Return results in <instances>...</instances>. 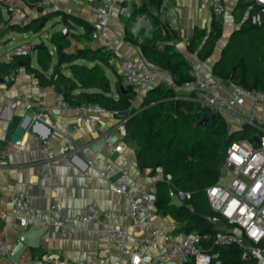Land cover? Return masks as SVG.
Here are the masks:
<instances>
[{
    "label": "built area",
    "instance_id": "built-area-1",
    "mask_svg": "<svg viewBox=\"0 0 264 264\" xmlns=\"http://www.w3.org/2000/svg\"><path fill=\"white\" fill-rule=\"evenodd\" d=\"M21 0H3L4 11L14 22H19L22 9L17 5ZM73 4L83 1L95 14L91 23L89 38L83 46L90 50H101L109 56V61H118L119 77L125 85H130L135 93H141L154 86L160 77L157 68L150 66L138 55H125L109 41L107 25L114 9L116 0H70ZM214 17L224 12V0H198ZM50 0H35L33 8L45 9ZM256 9L251 15L252 23L259 24L264 16V0H252L248 10ZM15 18H17L15 20ZM10 19V18H9ZM10 19V21H12ZM188 45V40L185 41ZM29 43L22 42L9 51L8 57H24L32 54ZM12 72L5 76L6 81L12 79ZM187 92V99L196 102L200 107L210 111L233 116L240 126H252L257 143L252 139H237L230 142L224 150L223 162L220 167L218 181L205 189L206 199L211 211L217 213L225 221V226L217 229L214 234L176 232L169 223H157L154 203L156 192L154 183L165 181L170 184L171 177L164 174L160 167L152 171L158 180L146 182L143 175L129 184V173L135 168L132 163H123L117 168L111 167L109 158L119 149L126 147L124 120L114 128H106L99 115L109 113L97 103H83L71 106L61 92H55L50 106L34 104L32 99L11 101L9 106L29 114L33 119H40L49 124L46 113L49 109L74 113L80 123L87 125L92 131H98L104 144L100 153L86 161L84 173H94L101 180L112 181L114 193L126 200L128 215L133 222L118 227L119 215L116 212L117 202L106 209L100 208L91 201L86 212L65 216L60 213L63 199L69 192L58 189L55 177L43 172L49 181L50 202L46 210H39L30 204V196L25 192L11 191L5 200L9 204V212L0 214L5 230L24 228L33 223L45 224L51 239L60 237L71 238L74 226H84L98 221L104 228L100 231L101 239L110 243L116 251L113 260H94L83 258L74 261L60 259L47 254L39 259L17 261L11 264H221L217 253L211 252L215 245H236L240 248V260L243 264H264V121H260L257 112L264 102V91L246 89L239 85H221L209 82L199 61H189V79L178 86ZM42 166L48 169L58 156H75L77 147L70 138L57 146H42ZM4 156L0 149V158ZM184 203L190 193L177 190L174 192ZM4 200L1 199L0 203ZM246 239V243H243ZM15 243L0 240V256L9 257ZM105 257L110 250L105 247Z\"/></svg>",
    "mask_w": 264,
    "mask_h": 264
},
{
    "label": "trees",
    "instance_id": "trees-1",
    "mask_svg": "<svg viewBox=\"0 0 264 264\" xmlns=\"http://www.w3.org/2000/svg\"><path fill=\"white\" fill-rule=\"evenodd\" d=\"M152 3L155 7L159 4L158 0ZM250 3L252 0L238 1L233 12L234 19L237 22L243 15L246 17L221 49L219 58L212 66V74L246 89L264 91V16L259 24L252 23L251 15L256 9L248 10ZM54 17L71 29H80L66 32L65 35L63 30L51 32L47 44L54 47L53 65L48 45L39 42L33 52L37 67L30 66V55H27L20 57L24 69L31 73L38 85L57 87L71 106L97 103L110 113H125L126 139L136 146L137 167L151 172L155 167H160L164 174L171 177L170 184L165 181L154 183L156 215L169 216L174 221L176 232L214 234L217 229L196 215L200 213L220 218L209 208L205 189L218 181L227 145L237 139L250 140L255 129L243 124L239 129L229 131L219 111L214 112V117L207 121L205 127L196 125L210 110L189 99L177 98L174 89L164 84L147 89L139 104L133 105L136 93L132 87L123 84L117 75L112 83L109 81L105 70H109L111 65L106 53L72 45V41L83 44L91 30V24L77 16L61 11L50 12L23 24L10 22L9 31L35 33ZM158 23L159 20L154 18V34L143 38L138 47L148 64L168 72L173 85L178 86L189 79V62L167 45L159 48L157 40L160 37L155 34L160 33ZM220 33L221 19L218 16L208 33L203 29L194 31L187 48L195 52L197 59L205 60ZM128 37L125 35L126 39ZM17 65L18 57L1 64L0 77L2 71L8 72ZM169 190L189 192L190 198L176 207L169 203ZM211 252L217 253L221 264H243L240 248L236 245H215Z\"/></svg>",
    "mask_w": 264,
    "mask_h": 264
},
{
    "label": "crops",
    "instance_id": "crops-1",
    "mask_svg": "<svg viewBox=\"0 0 264 264\" xmlns=\"http://www.w3.org/2000/svg\"><path fill=\"white\" fill-rule=\"evenodd\" d=\"M3 0H1L2 3ZM35 0H21L17 5L22 9V16L18 24L46 15L50 12L61 11L70 15L77 16L87 23L91 24L95 19V14L83 2L79 1L73 4L70 0H50L49 7L45 9L33 8ZM153 0H116L114 9L107 25V35L109 41L125 55H138L143 60L138 43L143 38L151 37L156 29L153 19L157 18L160 29L159 48L167 45L171 50L183 55L187 61H199L203 73L214 84L230 85L229 81H224L212 74V66L219 58L221 49L228 42L231 34L238 30L240 21H235L233 12L239 0H224V12L220 16L221 33L214 43L211 54L205 60L197 59L195 52L188 50L185 41L193 35L195 30L203 29L205 33L211 29V24L215 17L210 11L202 6L198 0H158L157 7L152 3ZM157 1V0H155ZM3 7V5H2ZM4 9V8H3ZM0 16L14 19L5 12ZM56 23L58 17H54ZM9 19V20H10ZM17 18H15L16 20ZM53 19V18H51ZM10 22H14L13 20ZM53 32V31H52ZM16 34L23 35L17 38ZM25 33L15 31H5L0 34V65L8 63L11 59L8 57L9 51L21 43L16 42L11 48L1 50L4 45L24 38ZM125 35L129 38L126 39ZM12 36V37H9ZM6 37V38H5ZM5 38V39H3ZM47 39V38H46ZM135 41V42H134ZM47 44V42H46ZM36 45V44H35ZM34 45V46H35ZM49 53L52 56L51 66L55 61L54 47L47 44ZM32 55H35L32 53ZM23 59L18 57V62ZM145 61V60H144ZM146 62V61H145ZM36 63V59H35ZM110 65L119 76L118 61L110 62ZM148 64V63H147ZM150 65V64H149ZM30 66L32 65L30 58ZM154 67L153 65H150ZM157 68V67H155ZM158 69V68H157ZM160 77L155 85L164 84L165 87H172L173 83L168 72L158 69ZM5 72V73H4ZM12 72L10 81L4 78ZM112 83V82H111ZM173 88V87H172ZM177 98L187 99V92L179 88H173ZM55 93L54 86H40L31 73L20 66L19 63L14 69L1 72L0 77V138L3 137L8 123L10 127H15L20 116L25 112L17 108H11L9 102L21 101L23 99H32L34 104L50 106L52 97ZM145 91L135 94L133 105L137 106ZM226 126L229 131L240 128V123L231 115L223 114ZM257 117L264 121V102L260 105ZM49 125L53 132L46 141H41L38 137L25 132L19 145L7 144L3 149L4 156L0 158V214L9 212V204L5 197L11 191H20L29 194L30 204L39 210H46L50 202L49 181L43 177V172L55 177L58 189L62 192H69L71 195L62 201L60 213L65 216L82 214L87 211L91 201L106 209L117 202L116 212L119 215L118 227L130 225L133 222L128 215L126 200L114 193L112 181L101 180L94 173L86 175V161L95 154L91 149L94 144L100 141L101 134L98 131H92L87 125L80 123L74 113H66L49 109L46 113ZM99 121L106 128H114L119 122L113 113H104L99 115ZM40 135L45 136L43 127L37 128ZM65 138H70L77 147L76 155L69 157L67 155L58 156L48 169L42 166L43 144L49 146L60 145ZM136 146L126 139V147L119 149L109 158L111 167L117 168L123 163H132L135 165L129 173V184L143 175L146 182H155L158 177L149 169H139L136 165ZM0 220H2L0 218ZM156 222L169 223L174 228V221L169 217H160L156 215ZM104 226L98 221L84 226H74L71 231V238L49 237V231L45 224L33 223L24 228L16 227L7 230L0 227V240H4L5 234L7 240L15 245L18 243V237L23 232L28 233L27 240L31 246H21L18 251H12L9 257L0 256V264H11L12 262L28 261L30 259H39L47 254L54 255L60 259L68 261L79 260L83 258H92L94 260H113L116 251L113 246L100 237V231ZM108 247L110 255L105 257L103 249ZM15 260V261H14Z\"/></svg>",
    "mask_w": 264,
    "mask_h": 264
},
{
    "label": "water",
    "instance_id": "water-1",
    "mask_svg": "<svg viewBox=\"0 0 264 264\" xmlns=\"http://www.w3.org/2000/svg\"><path fill=\"white\" fill-rule=\"evenodd\" d=\"M63 34H66V30H63ZM36 46L33 47L32 52H34ZM20 66L23 65V61L18 62ZM122 88V86H120ZM55 92H60V90L55 87ZM125 113H117L115 114V117L118 119H125L126 118ZM214 117V112L210 111L207 114H205L199 121H197L196 125H200L201 127H205L207 121ZM11 123H8L5 129V133L3 137L0 138V148H4L7 144H13V145H19L21 141L22 135L27 132L31 135H34L38 137L41 141H46L49 135L53 132V128L51 125L44 123L40 119H33L29 114L24 113L20 116L19 121L15 125V127H10ZM43 127L45 131V136H42L37 131V128ZM251 139L257 143V137L252 136ZM223 143H226V140L223 141ZM104 144V140L100 138V141L97 144H94L92 146V151L94 153L100 152ZM77 157L80 158L79 154H75ZM118 176L116 174L114 177L111 178L110 181L115 180V178ZM169 203L171 205H174L176 207L181 206L182 202L179 200L178 196L172 191L169 190ZM200 218L204 219L209 225H211L215 229H219L225 226V221L222 218L218 217H211L210 215L205 214H198L196 213ZM0 227H3V221L0 220ZM28 236V233L26 234L23 232L18 237V243L14 246L13 251H18L21 246H31L28 242H26V238ZM243 243H246V239H243ZM15 261V260H14ZM165 264H174L171 262L165 263Z\"/></svg>",
    "mask_w": 264,
    "mask_h": 264
},
{
    "label": "rangeland",
    "instance_id": "rangeland-1",
    "mask_svg": "<svg viewBox=\"0 0 264 264\" xmlns=\"http://www.w3.org/2000/svg\"><path fill=\"white\" fill-rule=\"evenodd\" d=\"M0 13L2 15H5V11H4L2 5H0ZM55 21H56L55 18L48 20L44 24V26H42L37 32H35V33H25L26 36L24 35L23 39L17 40L15 42L11 41V43L4 45L1 50L11 48L14 45V43H16L18 41H19V43H22V42L29 43L30 45H32L31 47H34V45L38 44L39 42L46 43L47 42L46 38L49 36V34L52 31H55V30H66V32L68 34L71 31H73L74 29H76V30L80 29L78 27H75V28L71 29L70 26H68L67 24H64L63 22H57L56 23ZM8 23H10L9 18H5L4 16H0V34L5 32V31H9L10 28L8 27ZM16 36H17V38H22L23 35L16 34ZM9 37H12V36H9ZM5 38H3V39H5ZM72 45H79V46L82 45L83 46V44H79V43H76V42H73V41H72ZM30 58H31L32 65H35L36 64L35 63V55L30 54ZM105 72H106V75L109 78V81L113 82L114 79H115V76H116V71L113 69V67L111 66L109 70L106 69ZM154 86H156V85H154ZM154 86H152V87H154ZM152 87H150V88H152Z\"/></svg>",
    "mask_w": 264,
    "mask_h": 264
}]
</instances>
